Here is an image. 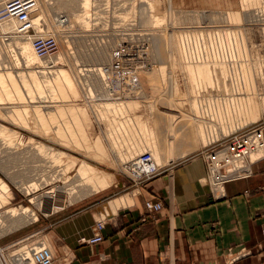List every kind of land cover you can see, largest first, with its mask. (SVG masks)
I'll return each mask as SVG.
<instances>
[{
  "label": "rangeland",
  "instance_id": "obj_1",
  "mask_svg": "<svg viewBox=\"0 0 264 264\" xmlns=\"http://www.w3.org/2000/svg\"><path fill=\"white\" fill-rule=\"evenodd\" d=\"M7 1L0 0V14ZM36 1L38 9L33 19L40 16L37 31L54 34L60 45L58 58L48 62L52 68L65 69L64 71L69 73L74 81L77 97L68 93L62 99L43 93L42 98L36 99L38 96H35V101H32L25 95L17 75L22 74L25 82L31 84L28 73L42 69L35 66L31 68L29 62L20 60L16 44L8 46L10 43L14 44V39L20 40L14 30H4L1 27L3 22L0 19V73L7 74L10 71L20 94L25 98L20 103L26 107H41L38 115L44 116L51 132V135L48 131L36 132L24 125L26 119L28 120L27 113H21L20 109L11 111L14 107L24 106L18 105L16 96L12 97L15 105L11 101L9 104L7 100L0 105V129L5 130V136L10 134L11 142L8 145L6 141L0 140V192L7 194L6 204L0 206V255L4 256L6 261L1 259V264H18L16 257L28 250H37L40 246L48 248L45 243L39 241L47 240L45 234H40V227L50 228L63 214L93 205L98 215L95 225L100 219L104 221L100 214L102 205L126 195L132 197L138 188L150 181L136 185L129 171L134 170L141 155H148L152 165L160 171L190 158H199L204 163L203 152L207 148L210 149L213 143L225 141L229 139L227 136L241 129L246 131L261 125L264 131V0H84L83 8L78 10L73 9L78 0ZM146 3L153 5V10L148 9ZM71 6L73 8H70ZM237 13L241 19L238 22L232 21L231 18ZM193 16L200 19L196 22ZM72 17L75 18L73 23L57 24L61 20L67 22ZM228 34H232L233 39L236 38L244 45L245 54L240 58L232 55L230 41L227 40ZM162 43L165 46L160 47ZM235 44L233 46H236ZM198 49L200 51L196 53ZM187 54L190 56H186ZM14 58L20 60L18 65L15 64ZM236 59L243 61H234ZM42 61L47 62L43 59ZM244 62L245 66L247 65V74L241 66ZM222 65H225L227 74L222 72ZM158 67L165 75H170V85L165 87L170 94L164 90ZM227 77L234 87L228 93L222 86ZM237 81L241 82L242 86H239ZM214 88H220L218 90L221 93ZM110 91V96L104 95ZM237 92L241 95H237ZM166 100L189 105L197 146L184 157L169 163L160 162L156 166L149 153L152 140L148 132L157 134L159 129L163 128V122L150 111L149 106L167 102ZM109 103L119 104L121 110L111 112L106 105ZM251 105H254L252 112ZM205 106L211 109L209 113L211 118L213 116L210 121L212 123L202 120L203 124L197 126L199 122L195 117ZM229 106L233 107V110ZM176 107L177 104L164 108L174 114L178 111ZM222 107L226 109L222 111ZM241 114L246 116L242 124ZM78 119L83 122L89 149L82 147L74 130V123ZM125 121L139 132L130 143L144 152H129L125 145L122 150L116 149L114 139L119 140V137H116L115 128L119 125L123 127ZM122 129L119 136H129L131 130L126 127ZM96 140L102 148V155L93 149ZM36 144H41L44 148L39 151L31 150ZM182 144L189 145L186 140H183ZM47 150L57 152L55 156L61 154L65 157L56 161L54 154L48 155ZM7 151L10 154H7ZM261 156L264 158V151ZM250 159L253 161V157ZM83 162L94 166L103 176L109 178L106 189L95 191L92 184L87 183V179L78 175V168ZM205 183V180L201 182L203 186L207 184ZM28 184H33L29 186L33 188L30 193L24 192L23 189V186ZM95 193L97 194L92 195ZM23 210L31 211L32 216H29L27 221L22 218V221L15 222ZM8 211H13L14 216L6 217L5 212ZM47 241L51 242L50 239ZM28 259H31V254Z\"/></svg>",
  "mask_w": 264,
  "mask_h": 264
},
{
  "label": "crops",
  "instance_id": "obj_2",
  "mask_svg": "<svg viewBox=\"0 0 264 264\" xmlns=\"http://www.w3.org/2000/svg\"><path fill=\"white\" fill-rule=\"evenodd\" d=\"M160 172L138 188L132 204L105 219L100 243L79 242L98 233L93 205L40 227L53 243L39 240L52 264H229V255L241 250L246 255L231 264H264V158L247 177L226 183L220 198L201 184L205 167L199 158ZM149 201L161 208L148 210Z\"/></svg>",
  "mask_w": 264,
  "mask_h": 264
},
{
  "label": "bare ground",
  "instance_id": "obj_3",
  "mask_svg": "<svg viewBox=\"0 0 264 264\" xmlns=\"http://www.w3.org/2000/svg\"><path fill=\"white\" fill-rule=\"evenodd\" d=\"M34 1V11L33 13L30 15V23H31V28L32 30H25V31H21L20 28H21V25L19 26V20L18 18H14V17H9L6 15V12H5V4L4 6L2 7V10H1V14H0V19L2 20V26L4 28V30H14L15 34L17 35L18 39L21 41H16L14 39V44L10 43L8 44V46L10 47L11 45H15L16 44V47H17V54H19L20 56V60H22L24 63L25 62H29V64L31 65V68L33 66H35V68H41L42 70L41 71H36V72H29L28 73V77L30 79V82L31 84L24 80V77L22 74H18L17 77L19 79V82L21 84V87L22 89L24 90L25 92V95H27L28 98H30V100L32 101H35L33 99H35L36 97L35 96H38V98L36 99H39V98H42L43 96V93H49L50 95H56V96H59L60 98L63 99L64 96H66L68 93L72 94L74 97L76 96L77 97V92H76V89H75V84H74V81L73 79L71 78V76L69 75V73H67L66 71L62 70V69H56L55 67V70L54 68H52L53 66L50 65V62L51 59H55V58H58V56L60 55V50L57 52V54H55L54 56H50V57H40L37 55L34 47H33V39L35 37H40V38H47L48 36H51V38H53L59 45V42L57 40V37L53 34H47V33H41L39 31H37V25L40 21V16L33 19L34 15L36 14L37 12V9H38V2L36 0H33ZM144 2V0H141ZM75 2V1H74ZM84 3V0H78L77 3L75 4V7L73 8V6H71L70 8H73L74 10L75 9H80V8H83V4ZM243 3V1L241 2ZM148 9H151L153 10V5H151L150 3H146ZM64 7V4L62 5ZM242 6V4H241ZM243 6H245V3L243 4ZM65 8V7H64ZM263 8V7H262ZM68 9V7L66 8ZM76 10V11H77ZM259 10V9H258ZM83 11V10H82ZM260 11V10H259ZM258 12V11H257ZM256 12V13H257ZM262 12V11H261ZM194 13V12H193ZM255 13V14H256ZM259 15L261 14L260 12H258ZM173 14V13H172ZM190 14V13H189ZM262 15V14H261ZM192 16V15H191ZM194 17V16H193ZM240 14H236L234 16V18H231L232 21H235V22H238L241 18H240ZM84 18H86L84 16ZM257 18V17H256ZM75 18L72 17L71 19H68L67 22H61V21H58V23H60V25L66 23H70L74 20ZM194 19L196 20H199L200 18L199 17H194ZM244 19V18H242ZM242 22V21H241ZM73 23V22H72ZM62 28V27H61ZM41 31V30H40ZM95 33V32H94ZM219 34V33H218ZM200 35V34H199ZM214 36V35H212ZM217 37V36H216ZM215 37V38H216ZM228 41H230V46H231V53L232 55L236 56L237 58H240L241 56H243V53H244V45L241 43V42H238L235 39H233V35L232 34H228ZM163 38V37H162ZM181 38V37H179ZM17 39V40H18ZM193 39V38H192ZM200 39V38H199ZM198 39V40H199ZM204 39V38H203ZM209 39V38H208ZM212 39V37H211ZM224 39V38H223ZM159 40V39H158ZM181 40V39H180ZM183 40V39H182ZM197 40V38H196ZM221 40V38H220ZM233 40V42H232ZM235 40L237 41V45L235 44ZM16 41V43H15ZM205 41V40H204ZM218 41V40H217ZM183 42V41H182ZM193 42V41H192ZM202 42V41H201ZM194 43V42H193ZM192 43V44H193ZM203 43V42H202ZM224 43H225V39H224ZM204 44V43H203ZM209 44V43H208ZM226 44V43H225ZM236 45V46H233V45ZM181 45V44H180ZM205 45V44H204ZM239 45V46H238ZM60 46V45H59ZM162 46H165L163 43L160 47ZM193 46V45H192ZM210 46V45H209ZM15 47V46H14ZM15 47V49H16ZM181 47V46H180ZM197 47V46H196ZM200 47V46H199ZM164 48V47H163ZM183 48V47H181ZM203 48V47H202ZM207 48V46H206ZM211 48V47H210ZM226 48V47H225ZM12 49V48H11ZM191 49V48H190ZM197 49V48H196ZM214 49V48H213ZM218 49V48H217ZM222 49V48H221ZM188 50V49H187ZM202 50V49H201ZM208 50V49H206ZM205 50V51H206ZM211 50V49H210ZM165 51V50H164ZM185 51V50H184ZM183 51V52H184ZM197 51H200L199 49L196 50V53ZM219 51V50H218ZM246 51V50H245ZM15 52V51H14ZM190 52V51H189ZM188 52V53H189ZM194 52H195V49H194ZM210 52V51H209ZM220 52V51H219ZM160 53V51H159ZM164 53V52H161V54ZM192 55L193 53L190 52ZM217 53V52H216ZM168 54V53H167ZM171 54V53H170ZM195 54V53H194ZM204 54V53H202ZM219 54V53H218ZM228 54V52H227ZM245 54V53H244ZM183 55V54H182ZM207 55V54H206ZM213 55V53H212ZM212 55L210 57H212ZM165 56H168V55H165ZM184 56V55H183ZM186 56H190V55H186ZM196 56V55H195ZM200 56V54H199ZM209 56V55H208ZM224 56H225V53H224ZM16 57V56H15ZM193 58V56H191ZM190 57V59H191ZM197 57V56H196ZM205 57V56H204ZM219 57H220V54H219ZM167 58V57H166ZM203 58V57H202ZM16 58H14L15 60ZM18 59V58H17ZM43 60H47V62H43ZM164 59V57H163ZM194 59V58H193ZM197 59V58H196ZM201 59V58H200ZM209 59V58H208ZM211 59H214V58H211ZM221 59V57H220ZM19 60V59H18ZM18 60H15L16 63L15 64H19L18 63ZM19 60V61H20ZM61 60V59H60ZM198 60V59H197ZM205 60V59H204ZM210 60V59H209ZM218 60V58H217ZM233 60V59H232ZM165 61V60H164ZM188 61V59H187ZM220 61V60H219ZM218 61V62H219ZM234 61H243L241 59H236ZM160 62V61H159ZM206 62V61H205ZM215 62V61H214ZM217 62V61H216ZM215 62V63H216ZM58 63V62H57ZM188 63H191V62H188ZM198 63V62H197ZM209 63V62H208ZM50 65V66H49ZM53 65V64H52ZM189 65V64H188ZM186 66V65H185ZM204 66V64H203ZM223 66V65H222ZM241 66L242 68L245 70V74H247V71H246V66H245V62L244 63H241ZM188 67V66H187ZM202 67V66H201ZM215 67V66H214ZM224 67V70L222 72L226 73L227 74V70H226V67L225 65L223 66ZM222 67V68H223ZM190 68V67H189ZM155 69V68H154ZM188 69V68H186ZM215 69V68H213ZM4 70V69H2ZM160 71V77H161V80H162V83H163V87H167V85L169 84L170 85V81H169V76L168 75H165L164 71L162 69H160L158 67V69ZM191 70V69H190ZM7 71V70H6ZM101 69L99 70V72L101 73ZM193 73H194V70H192ZM205 71V70H204ZM208 71V67H207V70ZM217 71V70H216ZM219 71V69H218ZM221 71V70H220ZM5 72V70H4ZM8 72V71H7ZM164 72V73H163ZM215 72V71H214ZM221 72V73H222ZM6 73V72H5ZM207 73V72H206ZM209 73V72H208ZM207 73V74H208ZM216 73V72H215ZM221 74H219L220 76ZM199 77V76H198ZM209 77V76H207ZM217 77V76H216ZM221 77V76H220ZM213 78V77H212ZM223 78V77H222ZM224 78L225 77V74H224ZM247 78V76H246ZM217 79V78H215ZM206 80V79H205ZM209 80V78H208ZM218 80V79H217ZM216 80V81H217ZM223 80V79H222ZM226 80V83H224V81L222 82V86L224 87V91H226L227 93L231 91L233 85H231L230 81L228 80V77L227 79H224ZM248 80V79H247ZM210 81V80H209ZM215 81V80H214ZM198 82V81H197ZM239 86H242L241 82L237 81ZM172 83V82H171ZM214 83V82H213ZM246 83V82H245ZM212 84V83H210ZM215 84V83H214ZM213 84V85H214ZM158 85V84H157ZM168 85V86H169ZM211 86V85H210ZM215 86V85H214ZM172 87V86H171ZM170 87V88H171ZM234 88V87H233ZM212 89V88H211ZM215 89V88H214ZM217 89V88H216ZM215 89V90H216ZM220 89V88H218ZM217 89V91H219ZM166 91V93H169V90L167 91V89L165 88L164 89ZM201 91V89H200ZM216 92V91H215ZM165 93V94H166ZM198 93V92H197ZM201 93V92H199ZM219 93H221L219 91ZM35 94V95H34ZM106 94L107 95H111V91L110 92H106L104 93V95ZM164 94V95H165ZM170 94V93H169ZM232 94V93H231ZM237 95H241L240 93H236ZM17 97L19 103L18 105H24V106H18V107H14L12 109L14 110H11L13 112H15L17 109H20L21 110V113H27L28 115V120L26 119V123H24V125L26 126H29L32 130L36 131V132H40L42 131L43 133L46 131H48L47 133H50L51 135V132H49V127H48V124H47V121L45 120L44 116H39L38 114L41 112L40 108L38 105H36L35 107L33 106H25V104H21L20 102L25 100V98L20 94L19 92V88L17 87L16 85V82L14 81L12 75L10 74V71L9 73L7 74H3V73H0V105L3 103V101L7 100L8 103L11 101V103L13 102L14 104V101L12 99V97ZM26 97V96H25ZM216 98V97H215ZM233 99V98H232ZM13 100V101H12ZM28 100V99H27ZM234 100V99H233ZM239 100V98H238ZM240 100H242V98H240ZM30 101V103L32 102ZM44 101V100H43ZM167 101V100H166ZM177 101V100H176ZM216 101V100H215ZM26 102V101H25ZM29 101H27L28 103ZM174 101H167V102H164V103H157V104H152L149 106V109L152 113L155 114V116H157L159 118V121L163 122V128L159 125V127H161V129H159L158 133H153V131H150L148 132L149 133V137L150 139L152 140L151 142V152L150 155L152 156V158L154 159L155 163H156V166H158V164L160 162H170L172 160H176V159H179L181 157H184L186 156L187 154L190 153V151H193L196 146H197V140H196V135H195V131H194V126L192 125V118H191V113H190V107L187 103H184V102H176V103H173ZM223 102V101H222ZM226 102V100H225ZM224 102V103H225ZM5 103V102H4ZM33 103V102H32ZM203 103V102H202ZM232 103V102H230ZM10 104V103H9ZM12 104V105H13ZM16 104V102H15ZM14 104V105H15ZM177 104V109L178 111H176L174 114H170L167 110H165L164 107H168V106H173V105H176ZM210 104V103H209ZM213 104V103H212ZM215 104V103H214ZM227 104V103H226ZM226 104H223L226 105ZM108 106V109L111 111V112H115V111H120L121 108L119 106V104L117 105V103H109V104H106ZM129 105V104H128ZM206 105V104H205ZM208 105V104H207ZM211 105V104H210ZM209 105V107H210ZM218 105V104H216ZM220 105V104H219ZM232 105V104H231ZM104 106V104H103ZM111 106V107H110ZM130 106V105H129ZM196 106V105H195ZM202 106H204L202 104ZM215 106V105H214ZM222 106V105H221ZM162 107V108H160ZM192 107V106H191ZM194 107V106H193ZM192 107V108H193ZM228 108V106H226ZM226 107H222V111L223 109H226ZM230 107V106H229ZM242 107V105H241ZM254 105L252 106L251 105V108H250V111L252 112ZM3 108V107H2ZM106 108V107H105ZM195 108V107H194ZM193 108V109H194ZM232 110H233V107H230ZM246 108V107H245ZM4 109V108H3ZM2 109V110H3ZM107 109V108H106ZM220 109V107L218 108ZM1 110V109H0ZM8 110V109H6ZM203 110V111H202ZM201 110V113L198 114L197 113V117L195 118H198V122H199V125L197 126H200L202 125L203 122H209V123H212L210 121H212V118L210 116V113H209V110L211 111V109L208 108V106H205L204 108H202ZM217 110V109H216ZM4 112L5 109H4ZM9 112V111H8ZM195 112V110H194ZM193 112V114H194ZM218 112V110H217ZM216 112V113H217ZM247 112V111H246ZM220 113V111H219ZM167 116H166V115ZM213 114V113H211ZM239 114V113H238ZM82 115V114H81ZM216 115V114H215ZM218 115V114H217ZM221 115H222V112H221ZM220 115V116H221ZM247 115V114H246ZM252 115V114H251ZM37 116H38V119H37ZM224 116V115H223ZM242 116V121H241V124L245 121V117L241 114ZM249 116V115H248ZM208 117V118H207ZM219 117V116H217ZM216 117V118H217ZM251 117V116H250ZM248 118V117H247ZM156 119V118H155ZM166 120V121H163V120ZM253 119V118H252ZM251 120V119H250ZM158 121V119H157ZM158 121V122H159ZM239 121V120H238ZM237 121V122H238ZM249 121V120H248ZM247 121V122H248ZM126 124L123 125V127L125 128H129L131 131H130V134L129 136L125 137V138H121L119 135L121 134L120 132H122V128L121 127L122 125H119L118 128H115L117 129V133H116V137L118 138L119 137V140L117 139H114L116 140L114 143H115V146H116V149L118 150H122V148L124 147V145L126 147H128V151L129 152H135V153H142L144 152V150L141 152L137 149V146L134 145V144H131L130 141L135 138L134 135H137V133H139L135 128H132L129 123L127 121H125ZM215 122V121H214ZM235 122V123H237ZM239 123V122H238ZM159 124V123H157ZM198 124V123H197ZM132 125V124H131ZM237 125V124H236ZM240 125V123L238 124ZM145 126V125H144ZM243 126V125H242ZM139 127V125H138ZM136 126V128H138ZM158 127V128H159ZM225 127V125H224ZM223 127V128H224ZM143 128V127H142ZM240 128H242L240 126ZM239 128V129H240ZM84 127H83V122L78 119L77 122L75 121L74 123V130L76 131L77 135L79 136V142L80 144L82 145L83 148L85 149H89L90 145H88L87 143V139H86V136H85V132H84ZM145 130H147L146 126L144 127ZM196 129V128H195ZM238 129V128H236ZM236 129L234 131H236ZM225 131V130H224ZM233 131V132H234ZM244 130L241 129V130H238L234 133H232L231 135L227 136L228 138L232 137L233 135H236L240 132H243ZM203 132V131H202ZM200 133V132H198ZM211 133V132H210ZM259 137L258 136H255L252 140V146L254 147V149H252L251 151H249V148H250V145L248 146L247 149L243 150V152H250L248 153L246 156L247 157H244V158H234V156L232 155L229 156L228 152L226 150H223L221 152H218L217 154V157H216V161L214 160V164H217L218 161H220L222 158H225L228 160L229 164L232 166V168L234 169H241L242 166L243 167H247L250 171L252 170V166L257 163L259 160H261L263 157L261 156L262 155V151H264V131L260 128V132H259ZM215 134V133H214ZM49 135V136H50ZM203 135V134H202ZM138 136V135H137ZM201 136V135H199ZM207 136V135H206ZM114 137V136H113ZM204 137V136H203ZM121 138V139H120ZM226 138V137H225ZM2 139V141H6L7 144H11L10 142V134L8 136H5V130L4 129H0V140ZM55 139V138H54ZM139 139V138H138ZM207 139V138H206ZM113 140V141H114ZM183 140H186L189 145H185L182 144ZM119 143V145H117V143ZM135 142V141H134ZM191 143V144H190ZM217 142L213 143L210 147H212L213 145L217 144ZM225 143L224 140L221 141L220 140V144H223ZM209 147V148H210ZM44 146L42 147L41 144H36V146H33L31 148L32 149H36L37 151L43 149ZM143 148V146H142ZM9 149V148H8ZM93 149L95 150L96 153L100 154L102 153V148L99 144V141L96 140L94 141L93 143ZM137 149V150H136ZM41 152H44L45 151H41ZM124 152V151H123ZM33 153V152H32ZM48 155H51L53 156L54 154V160L58 161L57 159H59L60 157H65L64 155H61V154H58L57 156H55V154H57V152H54L53 150H47ZM7 154H10L9 151H7ZM42 154V153H41ZM102 155V154H100ZM40 156V155H39ZM42 156V155H41ZM250 157H253V161L250 159ZM123 160V158H122ZM60 161V160H59ZM61 162V161H60ZM137 162V161H136ZM137 164V163H136ZM135 164V165H136ZM139 165V164H138ZM140 169H142V165L139 166ZM140 169L139 170H136L135 166H134V170H136L137 173H140ZM78 175H80V177L82 178H85L87 179V183H90L92 184V186L94 187L95 191H102L103 189H106L107 186L109 185L108 183V180L109 178L106 177V176H103L101 174V172L97 171L94 166L92 165H89L87 163H82L80 165V167L78 168ZM232 173V171H231ZM246 175V174H245ZM15 179V178H14ZM205 180V182L208 184L209 183H212L211 182V179L210 178H205L203 179ZM213 181L214 178H213ZM27 183V182H26ZM25 183V184H26ZM204 183V182H203ZM205 183V184H206ZM33 184H28L26 186H23L24 188V192L26 193H30V190L33 189V188H29V186H32ZM1 194V192H0ZM6 199H7V194H1L0 195V206H4L6 204ZM39 204V202H38ZM132 204V198L130 195H126L122 198H119V199H115V200H111L107 203H105L104 205L101 206V210H100V214L102 215V218L105 220V219H108L110 218L111 216L115 215L117 210L120 209V208H123L125 206H128ZM17 214V213H16ZM20 216L15 219V222L16 221H22V218H25V221H27V219L29 218V216L31 217L32 216V212L31 211H26V210H23L22 212H20ZM5 215L6 217H11V216H14V212L13 211H8V212H5ZM1 218V217H0ZM101 221V219L99 220ZM0 222H2V219L0 220ZM13 221V224L15 223ZM16 224V223H15ZM15 224L13 226H15ZM10 226V225H9ZM17 226V225H16ZM16 228V227H15ZM31 254V259H28V255ZM46 254V256H45ZM42 257L43 259H49V263L48 264H52V255L50 253V251L45 248V246H40V247H37V250H34V249H30V251L28 250V252H25L21 255H19L18 257H16V262H18V264H43L42 261L39 259V257ZM30 258V257H29ZM1 264V262H0ZM8 264H11V263H8Z\"/></svg>",
  "mask_w": 264,
  "mask_h": 264
},
{
  "label": "built area",
  "instance_id": "obj_4",
  "mask_svg": "<svg viewBox=\"0 0 264 264\" xmlns=\"http://www.w3.org/2000/svg\"><path fill=\"white\" fill-rule=\"evenodd\" d=\"M34 11V1L33 0H8L5 4V12L9 17L18 18L19 26L21 25V31H29L32 30L30 23V15ZM33 47L40 57H50L57 54L59 51L58 43L48 36L47 38L35 37L33 39ZM262 126L258 125L252 129H247L246 131L240 132L236 135H233L229 139H226L223 144L217 143L213 145L210 149L207 148L203 152V160L205 163V178H210L212 183L208 182L209 192L214 198H220L224 194V185L233 180L242 179L247 177L250 174V170L247 167H243L241 169H234L229 164L228 160L222 158L218 161L217 164H214V160L217 157L218 152L226 150L229 156L234 158H244L250 152H243V150L247 149L250 145L249 151L254 149L252 146V140L255 136L259 137L260 128ZM216 161V160H215ZM139 164V165H138ZM142 165V169L139 166ZM136 170L140 169V173H137L136 170H129L133 176V181L136 185L143 183L144 181L151 180L153 177L158 176L160 173V169H155L152 165L150 157L146 154L141 155L138 158L137 164L135 165ZM232 171V173H231ZM246 174V175H245ZM213 178L215 181H213ZM146 208L150 211H158L161 208L160 203L147 202ZM105 220L99 221L96 223L97 234H95L90 239H80L82 243L94 245L100 243L102 240L99 231L104 227ZM262 234L264 235V226L262 228ZM246 255L244 250H241L238 254H230L228 258V263L231 264L233 261L238 258ZM46 256V254H45ZM39 259L43 264H48L49 259H43L41 256Z\"/></svg>",
  "mask_w": 264,
  "mask_h": 264
}]
</instances>
